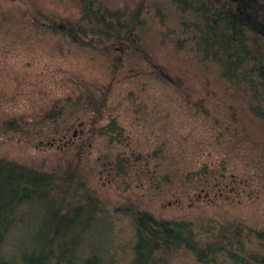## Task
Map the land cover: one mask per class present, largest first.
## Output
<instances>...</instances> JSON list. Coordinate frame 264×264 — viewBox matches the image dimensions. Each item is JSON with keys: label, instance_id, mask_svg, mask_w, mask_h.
<instances>
[{"label": "rangeland", "instance_id": "obj_1", "mask_svg": "<svg viewBox=\"0 0 264 264\" xmlns=\"http://www.w3.org/2000/svg\"><path fill=\"white\" fill-rule=\"evenodd\" d=\"M100 1L112 11L140 2ZM79 13L78 0H0V124L38 119L85 91L104 98L99 117L81 110L42 135L0 131V157L48 172L68 169L92 191L108 215L81 236L107 264L130 260L136 210L264 226V193L254 178L241 182L251 174L243 165L247 143L235 150L228 129L252 121L243 94L214 65L177 48L173 23L161 24L154 10L125 49L112 40L92 48L61 37L59 23ZM110 121L115 133L99 135L96 128ZM56 205H33V223ZM21 229L14 238H23ZM172 264L196 263L180 252Z\"/></svg>", "mask_w": 264, "mask_h": 264}, {"label": "trees", "instance_id": "obj_2", "mask_svg": "<svg viewBox=\"0 0 264 264\" xmlns=\"http://www.w3.org/2000/svg\"><path fill=\"white\" fill-rule=\"evenodd\" d=\"M78 2V18L62 19L56 29L61 37L92 48L112 40L125 49L139 39L137 30L151 9L161 24L173 23L170 34H175L177 48L202 65H214L224 82L243 94L252 121L245 127L231 124L230 140L235 150L247 143L243 165L251 174L240 181L252 183L254 178L264 193V134L259 127L264 126V0H140L133 9L113 11L100 0ZM92 94L80 93L29 122H3L0 131L42 135L45 128L55 129L81 110L99 117L104 98ZM116 128L110 121L96 129L104 136ZM81 185L68 169L48 172L0 157V264H107L89 251L81 233L108 213ZM48 200L57 202L56 207L34 226L33 205ZM131 222L135 239L127 264H172L180 252L190 254L196 264H264V226L242 218L198 223L136 210ZM20 229L23 238H14Z\"/></svg>", "mask_w": 264, "mask_h": 264}]
</instances>
